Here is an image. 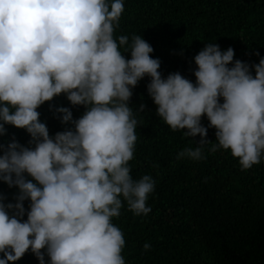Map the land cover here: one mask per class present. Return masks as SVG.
I'll return each instance as SVG.
<instances>
[{"label": "clouds", "instance_id": "9594fccd", "mask_svg": "<svg viewBox=\"0 0 264 264\" xmlns=\"http://www.w3.org/2000/svg\"><path fill=\"white\" fill-rule=\"evenodd\" d=\"M123 12V0H0V136L12 125L25 129L33 145L14 136L0 144V180L19 190L15 203L0 194V264L29 250L39 264H46L45 253L48 264H125L124 235L112 218L124 201L146 216L155 188L150 175L134 180L128 164L138 125L129 101L146 75L156 114L173 131L201 137L177 159L204 158L205 114L218 141L210 151L230 149L242 169L264 158V57L251 65L253 76L246 62L233 63L232 47L210 43L194 57L195 83L179 72L163 78L141 35L130 44L128 36L113 38ZM61 93L86 110L73 119L69 108H56L61 123L73 127L50 136L37 109Z\"/></svg>", "mask_w": 264, "mask_h": 264}, {"label": "trees", "instance_id": "16d2710c", "mask_svg": "<svg viewBox=\"0 0 264 264\" xmlns=\"http://www.w3.org/2000/svg\"><path fill=\"white\" fill-rule=\"evenodd\" d=\"M123 3L124 12L113 38L119 43L121 35L128 36L130 44L133 34L141 35L153 47L150 56L161 61L158 71L163 78L179 72L195 83L194 57L210 43L218 44L222 51L232 47L233 63L246 62L253 76L255 69L251 65L264 57V0ZM124 47L120 48L122 55L130 59V51H123ZM150 80L146 75L132 89L129 107L138 125L134 156L128 164L134 180L150 175L155 188L146 201L151 208L146 216L135 215L124 201L119 217L112 218L124 235L121 255L125 264H264V158L251 168L242 169L230 149L210 151L218 141L216 129L208 127L205 114L201 123L207 127L206 138L210 142L203 146L204 158L177 159L183 149L198 147L201 137L185 136L187 129L173 131L156 114L157 105L147 91ZM141 104L145 105L143 111L139 110ZM58 107L69 108L73 119L86 110L83 105H72L63 93L46 101L37 111L50 136L73 127L71 123H61L62 114L55 112ZM5 127L7 132L0 136V144L6 146L14 136L20 144L33 146L28 143L31 137L25 129ZM18 191L0 180L5 203H15ZM23 204L26 220L30 200ZM145 243L151 248L145 250ZM48 261L45 253L46 264ZM9 264H39V260L29 250Z\"/></svg>", "mask_w": 264, "mask_h": 264}]
</instances>
